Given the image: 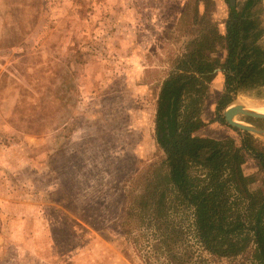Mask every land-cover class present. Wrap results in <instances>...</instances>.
<instances>
[{
  "label": "rangeland",
  "instance_id": "rangeland-1",
  "mask_svg": "<svg viewBox=\"0 0 264 264\" xmlns=\"http://www.w3.org/2000/svg\"><path fill=\"white\" fill-rule=\"evenodd\" d=\"M252 13L264 29L261 1ZM228 14L229 0H0V264H175L152 248L153 227L123 221L164 163L154 131L162 82L192 40L224 35ZM202 55L225 51L216 42ZM217 87L202 98L194 136L239 146L243 132L223 113L264 108V88L219 111ZM252 136L263 150L264 137ZM242 155L249 191L264 195V176ZM171 216L185 230L179 264H258L254 246L208 254L189 212Z\"/></svg>",
  "mask_w": 264,
  "mask_h": 264
},
{
  "label": "trees",
  "instance_id": "trees-1",
  "mask_svg": "<svg viewBox=\"0 0 264 264\" xmlns=\"http://www.w3.org/2000/svg\"><path fill=\"white\" fill-rule=\"evenodd\" d=\"M260 1L246 0L240 10L229 6L224 35L192 40L158 93L154 131L164 163L129 203L123 224L153 227L152 248L175 264L187 254L180 252L184 227L171 216L180 212H189L191 234L208 254L230 259L254 246L253 259L264 264V195L249 191L252 178L241 170L245 151L264 176V149L256 148L245 132L239 146L230 139L194 136L201 127L202 98L216 71L223 76L219 111L239 94L264 88V46L259 44L264 29L252 13ZM216 42L222 43L225 58L205 59L204 50Z\"/></svg>",
  "mask_w": 264,
  "mask_h": 264
},
{
  "label": "water",
  "instance_id": "water-1",
  "mask_svg": "<svg viewBox=\"0 0 264 264\" xmlns=\"http://www.w3.org/2000/svg\"><path fill=\"white\" fill-rule=\"evenodd\" d=\"M235 2L236 0H229V6L233 8L235 6ZM261 2L264 8V0H261ZM238 115L249 119L264 121V114L249 111L247 109L242 108L241 106L228 107L223 113L224 120L230 127L251 135L264 137V129L253 125L236 122L234 118Z\"/></svg>",
  "mask_w": 264,
  "mask_h": 264
},
{
  "label": "crops",
  "instance_id": "crops-1",
  "mask_svg": "<svg viewBox=\"0 0 264 264\" xmlns=\"http://www.w3.org/2000/svg\"><path fill=\"white\" fill-rule=\"evenodd\" d=\"M218 72V73H217ZM216 74H215V76L213 77V79H212V81H211V84H212V87L214 88V86L215 85H218L219 87H217L218 88V90L219 89H222V83H223V81H221V78H219L218 76H220V77H223L222 76V74H221V72L220 71H216L215 72ZM218 74V75H217ZM219 80V81H216V80ZM3 238H2V235L0 234V248L2 247H4V245H2V243H3V240H2Z\"/></svg>",
  "mask_w": 264,
  "mask_h": 264
},
{
  "label": "bare ground",
  "instance_id": "bare-ground-1",
  "mask_svg": "<svg viewBox=\"0 0 264 264\" xmlns=\"http://www.w3.org/2000/svg\"><path fill=\"white\" fill-rule=\"evenodd\" d=\"M235 105H239L242 108L247 109V110L252 111V112H255V113L264 114V108L256 107V106H253V105H251L249 103H245V104H239V103H237Z\"/></svg>",
  "mask_w": 264,
  "mask_h": 264
}]
</instances>
